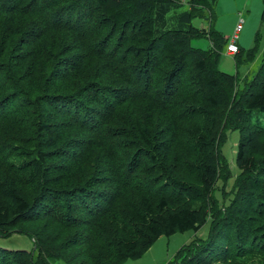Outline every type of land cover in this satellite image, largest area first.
Listing matches in <instances>:
<instances>
[{
	"label": "trees",
	"instance_id": "16d2710c",
	"mask_svg": "<svg viewBox=\"0 0 264 264\" xmlns=\"http://www.w3.org/2000/svg\"><path fill=\"white\" fill-rule=\"evenodd\" d=\"M187 2L0 0V236L53 216L70 254L121 264L209 221L170 264H264V155L248 133L234 195L211 198L225 112L264 134V61L236 95L238 77L219 68L217 0ZM187 4L213 7L207 50L192 45L194 11L168 25ZM43 248L34 264H51ZM19 252L0 246V264H28Z\"/></svg>",
	"mask_w": 264,
	"mask_h": 264
},
{
	"label": "rangeland",
	"instance_id": "374dc122",
	"mask_svg": "<svg viewBox=\"0 0 264 264\" xmlns=\"http://www.w3.org/2000/svg\"><path fill=\"white\" fill-rule=\"evenodd\" d=\"M182 1L187 2V0ZM186 9L194 11L189 4L185 5L184 8L176 6L171 8L168 25H174L176 15ZM212 9L206 8L200 13L198 11L193 13L192 24L200 32H203L201 37L192 39V45L195 48L207 50L212 45L209 38L212 28ZM214 9V27L228 40L221 51L219 68L238 77L236 95L241 96L247 88L244 85L245 79L254 78L264 61V0H217ZM235 35L241 51L236 55H228L227 44ZM235 111L238 112L239 108L235 107ZM226 118V128L223 127L225 122H221V128L218 132V137L221 136L220 138L225 139L221 145V152L225 156V165L219 166L217 171L219 180L211 193V198L216 196L220 202L221 200L228 202L234 195V182L241 173L236 164L237 146L245 134L248 133L251 136L249 143L252 142L250 148L254 155L257 157L264 155V134L254 131L250 122L242 123L234 114L227 117L225 112L223 121ZM260 119L264 122L262 115H260ZM235 125L239 127L236 128ZM252 135H254L253 139ZM205 204L206 208L211 210L208 212V218L212 222L213 218L216 219L219 207L212 206L210 199L207 198ZM220 207L222 208V206ZM61 224L53 216L29 221L11 230L5 236H0V246L6 250L20 251L18 255H23L29 260L28 264H31L30 262L34 264V260L39 257L40 245H44L42 255L43 257L48 256L51 264H68L66 259L75 264V261H79V259H75L80 254L68 252L64 240L70 237V232L67 227H63ZM209 227L210 222L208 221L198 232L188 230L176 232L169 236L161 235L140 257L127 258L121 264H170L175 261L178 252L185 244L205 238L209 232ZM93 253L95 254L94 250L91 254ZM81 260H83L81 264L90 263L85 256ZM240 263L261 264L258 260H244Z\"/></svg>",
	"mask_w": 264,
	"mask_h": 264
},
{
	"label": "built area",
	"instance_id": "2783aa9c",
	"mask_svg": "<svg viewBox=\"0 0 264 264\" xmlns=\"http://www.w3.org/2000/svg\"><path fill=\"white\" fill-rule=\"evenodd\" d=\"M239 52V47L236 40V35L230 39V41L227 44V53L228 55H235Z\"/></svg>",
	"mask_w": 264,
	"mask_h": 264
}]
</instances>
